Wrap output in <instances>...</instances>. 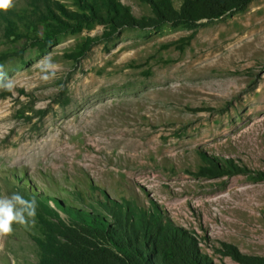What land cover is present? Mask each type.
<instances>
[{"label": "rangeland", "instance_id": "obj_1", "mask_svg": "<svg viewBox=\"0 0 264 264\" xmlns=\"http://www.w3.org/2000/svg\"><path fill=\"white\" fill-rule=\"evenodd\" d=\"M121 1L152 15L142 0ZM73 12L74 0L0 11V64L14 84L0 89V196L37 204L34 226L13 223L0 238V264H40L49 227L91 225L100 210L110 224L104 207L128 202L131 216L193 235L213 264L264 257V0L193 29L125 27L103 39L91 23L42 46ZM49 55L58 68L44 82L37 65Z\"/></svg>", "mask_w": 264, "mask_h": 264}, {"label": "trees", "instance_id": "obj_2", "mask_svg": "<svg viewBox=\"0 0 264 264\" xmlns=\"http://www.w3.org/2000/svg\"><path fill=\"white\" fill-rule=\"evenodd\" d=\"M74 1L79 7V12L70 15L74 22L55 23L42 39V46L50 45L60 33L78 32L91 23L105 26L103 39H111L125 27L155 28L171 24L193 29L242 10L252 0H182L180 8L173 0H142L152 9V15L143 17H137L131 6L121 0ZM91 44L89 39L76 53L77 57L85 55ZM223 167L236 169L229 161L223 162ZM104 208L112 213L113 223L109 224L100 210L99 214H89L95 219L91 225L72 222L68 226L49 227L39 240L40 264H213L198 249L197 239L169 220L146 212L140 217L131 216L129 202L119 209ZM235 256L246 264H264V257H245L238 252Z\"/></svg>", "mask_w": 264, "mask_h": 264}, {"label": "clouds", "instance_id": "obj_3", "mask_svg": "<svg viewBox=\"0 0 264 264\" xmlns=\"http://www.w3.org/2000/svg\"><path fill=\"white\" fill-rule=\"evenodd\" d=\"M18 0H0V11L8 12L17 6ZM42 73L41 79L48 82L55 78L58 65L51 56H45L38 65ZM14 88L13 81L8 77L4 65L0 64V89L11 91ZM36 200L25 199L19 193L11 196H0V238L13 234V223L22 227H29L35 224Z\"/></svg>", "mask_w": 264, "mask_h": 264}, {"label": "bare ground", "instance_id": "obj_4", "mask_svg": "<svg viewBox=\"0 0 264 264\" xmlns=\"http://www.w3.org/2000/svg\"><path fill=\"white\" fill-rule=\"evenodd\" d=\"M109 123V122H108ZM107 124V123H106ZM99 128V127H98ZM120 131H116L115 133H116V135L119 133ZM112 134H113V132H112ZM121 134V133H120ZM119 135V134H118ZM120 136V135H119ZM118 136V137H119ZM122 136H127V135H125V133H123L120 137H122ZM57 141V140H56ZM119 141H121V140H119ZM49 142V141H48ZM56 143H58V142H56ZM33 144V143H32ZM32 144H31V146H32ZM52 144H54V142L52 143ZM52 144H51V148H52V150L53 149H59V152L60 153H63V154H65L66 155V153L68 154V148H65L64 146H62V144H59V146H58V144H55L53 147H52ZM37 145H38V143H37ZM42 145H44V144H42ZM35 146V145H34ZM33 146V147H34ZM43 147V146H42ZM22 148V147H21ZM25 148V147H24ZM24 148H23V151H24ZM28 148V147H27ZM26 148V149H27ZM36 148V147H35ZM38 148V147H37ZM41 148V147H40ZM29 149V148H28ZM34 149V148H33ZM49 149H50V147H49ZM36 150V149H35ZM42 150H43V148H42ZM51 150V149H50ZM99 150H101V149H99ZM99 150H97V152L99 151ZM57 151V150H56ZM94 151V150H93ZM25 152V151H24ZM32 152V151H31ZM54 152V151H53ZM58 152V151H57ZM19 153V152H18ZM29 153V152H28ZM46 153H47V150H46ZM20 154V153H19ZM19 154H18V156H19ZM21 154H23V153H21ZM34 154V153H33ZM43 154V153H42ZM24 155V154H23ZM22 155V156H23ZM25 155H26V153H25ZM32 155V154H31ZM36 155V154H35ZM39 155H40V153H39ZM21 156V157H22ZM58 156V155H57ZM86 156V155H85ZM35 157V156H34ZM37 157V156H36ZM44 157V156H43ZM52 157V156H51ZM66 157V156H65ZM18 158V157H17ZM25 158V157H24ZM53 158H55V157H53ZM26 159V158H25ZM67 159V158H66ZM71 159V158H70ZM24 160V159H23ZM44 160V159H43ZM49 160V159H48ZM55 160H56V158H55ZM20 161V160H19ZM28 161V160H27ZM36 161V160H35ZM59 161V160H58ZM23 162V161H22ZM43 162V161H42ZM50 162V161H49Z\"/></svg>", "mask_w": 264, "mask_h": 264}]
</instances>
